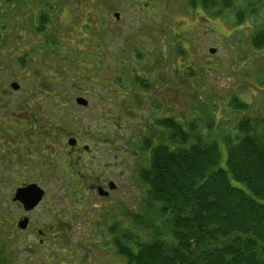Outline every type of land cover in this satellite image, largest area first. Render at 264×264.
Returning <instances> with one entry per match:
<instances>
[{"label":"rangeland","instance_id":"obj_1","mask_svg":"<svg viewBox=\"0 0 264 264\" xmlns=\"http://www.w3.org/2000/svg\"><path fill=\"white\" fill-rule=\"evenodd\" d=\"M59 1L58 16L37 20L44 2ZM93 11L98 16H90ZM261 30L264 0H239L229 9L210 12L193 9L187 0H0V123H8L10 114L17 120L32 113L40 118L35 122L39 129L52 115L56 127L65 130L58 126L62 110L70 112L61 114L64 123L70 120L81 127L65 131L85 135L89 130L81 124L98 122V134L111 141L100 150L109 155L108 166L115 162L113 179L129 183L121 186L112 204L95 200L100 210L90 202L67 211L64 191L54 181L37 180L50 199L33 214L34 224L21 232V207L11 198L15 187L27 180L0 179V264H125L109 229L134 228L127 214L144 210L148 190L139 189L136 180L149 166L145 141L152 131L164 130L156 125L164 115L154 114L155 106L165 107L166 115L173 109L170 116L192 121L198 117L200 98L215 109L216 136L234 130L243 115L264 117V47H258L256 37ZM210 48L217 51L210 53ZM144 81L148 88L139 83ZM13 82L19 89L11 87ZM84 87L106 97L117 92L106 101L108 107L119 108L118 114L95 115L100 99L81 94ZM60 92L72 96L64 99ZM134 92L147 95V100L139 104ZM76 94L93 104L83 109ZM158 95L157 101H149ZM234 97L245 110L232 105ZM117 99L124 105L118 106ZM38 114L45 115L44 121ZM45 135L35 138L40 160L44 151V157L62 154L64 145L60 133ZM48 217L55 224L50 231ZM37 229L48 233L45 245L39 244Z\"/></svg>","mask_w":264,"mask_h":264},{"label":"trees","instance_id":"obj_2","mask_svg":"<svg viewBox=\"0 0 264 264\" xmlns=\"http://www.w3.org/2000/svg\"><path fill=\"white\" fill-rule=\"evenodd\" d=\"M237 1L187 0L209 12ZM59 11L62 1L44 2L37 20L52 21ZM256 37L264 47V30ZM232 99L233 106L243 105ZM197 102L198 117L185 122L170 109L156 121L164 130L146 140L151 157L140 170L149 186L144 210L127 214L134 228L109 229L125 264H264V117L243 115L234 130L216 136L215 109Z\"/></svg>","mask_w":264,"mask_h":264},{"label":"flooded vegetation","instance_id":"obj_3","mask_svg":"<svg viewBox=\"0 0 264 264\" xmlns=\"http://www.w3.org/2000/svg\"><path fill=\"white\" fill-rule=\"evenodd\" d=\"M92 90L93 89H91V91ZM91 91L89 89L87 90V88L84 87L80 91V93L89 94V97H91L94 94L95 90H93L92 92ZM60 93L62 94V98L64 99H66L67 96H72L68 92ZM96 93L97 94H94L95 98L93 100L100 99L98 103L101 107L95 109L96 113L94 114L117 115L119 112V108H115V105L113 107H108V102L106 101L117 92L114 91L113 93L108 94L107 96L109 97H106L105 95L98 92ZM73 96H75L76 102L80 106H82L83 109H87L90 103L93 104V101H90V98H85L84 96L77 94ZM146 97L142 95L141 98L137 99L138 103L142 105V101L147 100ZM158 97L159 95L157 97L151 98L149 101L155 102L159 99ZM78 99L85 100V103H79ZM127 99L130 98L127 96L125 97V100ZM116 103L118 106L124 105V101L119 102L118 99ZM51 108L52 111H54L52 106ZM160 108L162 109V113L158 111V109ZM59 112L60 116H58L57 119L60 123L58 126L62 127L65 130L72 129L73 127L81 128L80 124H73V122H71L70 120L67 123H64L63 119L61 118V114L63 113L64 115H70L69 111L65 112L59 110ZM153 112L154 114H161L164 116L166 115L165 107H161L159 105L155 106ZM9 116H11L10 120L8 118H5V120H9L8 123H0V179L27 180L26 182H23L15 187L13 196L11 198L13 203L18 204L21 207V213L17 218V226L20 221L24 219L28 220L27 228L24 230L20 229L21 232L27 231L34 224L33 214L36 211H39L38 207L44 203V200L47 197L46 190L40 183L37 182V180L41 182H44V180H49L50 184L52 181H54L56 184L55 187L60 191H64V194H62L61 197L62 200L68 203L67 211L72 210V207L74 206L77 207V204L83 207L90 204V202H93L95 207L100 210L99 204L95 200L100 201V199H102L110 201V204H112L111 201L115 199L116 193L121 190V186L129 185V183H126L124 181L120 184L119 180H114L112 177V168L114 167L115 162H112L108 166L107 164L109 163V155L103 153L100 150L101 148H104L105 143L110 144L111 141H104V138H102V134L100 132L98 134V129L96 128V126L99 125L98 122L95 123V125L81 124L82 127H86L84 128L86 131L89 130V133L81 135L70 134L69 132L60 129L59 127H56L57 125L54 123V117L52 118V115H50L49 123L42 122L41 125L38 124L40 126L39 129H37V124L35 122H39L40 118L39 120L37 118H33V116H36L35 114L27 113L26 115H20L23 117H17V120L19 122H22L21 124L12 123L13 119L18 122L15 118V114H10L7 117ZM38 116H40L41 118L45 117L44 114H38ZM82 129H78L77 131H81ZM36 130L37 132L34 133ZM150 130H152V128H150ZM43 132H46V138L52 132H54V134H61L62 143L64 144L61 151L62 154L52 156L48 153L47 156L44 157V151L41 156L43 160L39 159L40 157L35 145V143H37V140L35 138L40 137ZM82 140L84 142H82ZM154 142H157L156 138ZM146 145L148 144L146 143ZM152 145L154 144H151V146ZM139 173L140 176L136 180L139 183V189L148 190V184L141 177L142 172L139 171ZM130 178L135 181L133 177ZM31 184H37L43 190L44 195L40 203L35 208L26 210L24 205L20 201L14 200V197L18 188H23ZM126 195V192H124V194L122 195V198H124L125 201ZM47 199H50V197H47ZM130 219L132 220V218ZM40 220L43 221V218ZM46 224L50 226L49 231L50 228L52 229V226L55 225L50 221L49 217L47 218ZM37 233L39 234V244L45 245V240L48 233L42 229H37Z\"/></svg>","mask_w":264,"mask_h":264},{"label":"water","instance_id":"obj_4","mask_svg":"<svg viewBox=\"0 0 264 264\" xmlns=\"http://www.w3.org/2000/svg\"><path fill=\"white\" fill-rule=\"evenodd\" d=\"M116 18H119V13L115 14ZM210 53H215L217 51L216 48H210ZM13 89H19V84L14 82L11 84ZM79 103H85V100L78 99ZM44 195L43 190L37 184H31L23 188H18L15 194L14 200L20 201L26 210H31L35 208L40 201L42 200ZM28 224V220L24 219L19 222L18 227L20 229H26Z\"/></svg>","mask_w":264,"mask_h":264}]
</instances>
